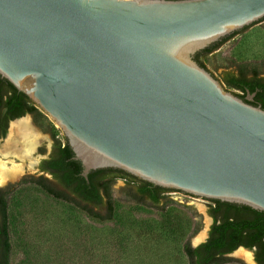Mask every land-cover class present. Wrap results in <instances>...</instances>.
I'll return each instance as SVG.
<instances>
[{
    "label": "water",
    "instance_id": "95a60500",
    "mask_svg": "<svg viewBox=\"0 0 264 264\" xmlns=\"http://www.w3.org/2000/svg\"><path fill=\"white\" fill-rule=\"evenodd\" d=\"M263 19L264 0H0V77L60 129L86 181L119 170L264 213V110L205 69Z\"/></svg>",
    "mask_w": 264,
    "mask_h": 264
},
{
    "label": "rangeland",
    "instance_id": "374dc122",
    "mask_svg": "<svg viewBox=\"0 0 264 264\" xmlns=\"http://www.w3.org/2000/svg\"><path fill=\"white\" fill-rule=\"evenodd\" d=\"M230 65L254 67L264 75V26L243 37L239 34L205 69L220 82L221 73ZM41 114L38 121L31 115L24 118L43 136L38 147L44 144L48 148L54 139L64 143L60 129ZM38 159L35 149L21 164L12 165L11 158L5 161L18 171L22 168L16 179L0 184L2 190L19 184L9 198L14 264H187L183 243L206 238L211 225L207 200L165 193L172 201L166 210L184 229L180 240H175L162 229L159 211L129 201L122 192L125 181L117 180L111 188L114 222L98 225L71 205L44 195L34 186L20 184L25 178L38 176L34 164ZM242 252L227 255L226 264H253L251 254L245 252L246 259L240 256Z\"/></svg>",
    "mask_w": 264,
    "mask_h": 264
},
{
    "label": "trees",
    "instance_id": "16d2710c",
    "mask_svg": "<svg viewBox=\"0 0 264 264\" xmlns=\"http://www.w3.org/2000/svg\"><path fill=\"white\" fill-rule=\"evenodd\" d=\"M261 22H264V19L258 23ZM249 27L196 53L193 57L194 61L205 68V57ZM260 74L259 70L254 67L230 65L221 73L220 82L228 88L240 91L242 94H233L241 99H244L247 91L255 92L254 100L257 102L255 106L261 103V109L264 110V77H259ZM250 104L254 106V103ZM24 115L33 116L35 121L43 117L24 94L18 92L9 82L0 77V139L5 136L9 122ZM55 141L60 149L61 164H47L43 167L52 173L53 182L42 177H29L23 179L21 185L34 186L44 195L71 205L88 220L102 225L114 222L115 206L111 188L116 180L122 179L125 181L122 188L125 197L140 206L158 210L164 232L173 239L180 240L184 229L179 220L166 210L167 205L172 203L165 195L169 191L113 169L91 171L86 181L81 177V165L73 160V153L66 139L64 138V143L56 139ZM18 185H10L4 190L0 189V264H14L9 198L13 188ZM210 202L207 213L212 218V224L208 238L196 248H193L189 241H185L182 245L187 264H226L229 262L227 255L239 247L253 250L255 262L264 264V213L242 205L219 201ZM197 229L198 226L195 231Z\"/></svg>",
    "mask_w": 264,
    "mask_h": 264
},
{
    "label": "bare ground",
    "instance_id": "6f19581e",
    "mask_svg": "<svg viewBox=\"0 0 264 264\" xmlns=\"http://www.w3.org/2000/svg\"><path fill=\"white\" fill-rule=\"evenodd\" d=\"M40 137V133L31 126L28 119H22L11 124L9 133L0 146V184L16 179V175H18L16 167H9V162L5 161L9 158H23L22 160H25L26 156H30L32 153ZM244 253L239 254L247 259L249 256Z\"/></svg>",
    "mask_w": 264,
    "mask_h": 264
},
{
    "label": "flooded vegetation",
    "instance_id": "af4514ba",
    "mask_svg": "<svg viewBox=\"0 0 264 264\" xmlns=\"http://www.w3.org/2000/svg\"><path fill=\"white\" fill-rule=\"evenodd\" d=\"M259 77H264V75L263 74H260L259 75ZM231 89V88H230ZM233 90H235V89H233ZM235 91H237L238 93L237 94H242L240 91H238V90H235ZM247 96H252V100H251V102L250 103H254L253 105L255 106V103H257V102H255V100H254V97H255V92H253V93H249V91H247L246 92V95H245V97H247ZM244 97V98H245ZM244 100V99H243ZM261 106H262V104L261 103H259L258 105H256L255 107H260L261 108ZM33 117V116H32ZM22 120V119H21ZM29 120V119H28ZM30 122V121H29ZM10 123V122H9ZM30 124H31V122H30ZM9 125V124H8ZM31 126H32V124H31ZM33 127V126H32ZM34 128V127H33ZM7 129H8V127H7ZM35 129V128H34ZM9 130H10V128H9ZM37 132H39L37 129H35ZM9 132V131H8ZM6 133H7V131H6ZM40 133V132H39ZM6 135V134H5ZM41 135V134H40ZM2 139V138H1ZM0 139V140H1ZM6 139V138H5ZM42 139H43V136L41 135V137L39 138V140L37 141V144L35 145V147H34V149H33V151H32V153L30 154V156H32L33 155V153H34V151H35V149H36V152H37V155H38V157H39V159H38V161L36 162V163H34V164H37V166H36V169H37V177H33V178H40V177H42V178H44V179H46V175L49 177V179L48 180H51L52 182H53V176H52V173L51 172H48V171H46L45 169H43V167H46L47 166V164H61V160H60V158H61V153H60V149L57 147V143H56V141H55V139H54V137H53V139L54 140H51V142H50V145H49V147L48 148H46V146H44V144L42 145V146H39L38 147V145H39V143L42 141ZM30 156L28 155V156H26V159H28V158H30ZM25 161H27V160H25ZM17 162H20L19 164H21V163H23L24 161L20 158H13V163L12 164H17ZM8 164H10V163H8ZM31 164V163H30ZM21 170H22V168L21 169H19V171L17 170V174L18 175H20V173H21ZM118 180H122V179H118ZM117 181V180H116ZM207 212H208V210H207ZM211 219V224H212V218H210ZM211 226V225H210ZM209 231H210V228H209V230H208V235H209ZM208 238V237H207Z\"/></svg>",
    "mask_w": 264,
    "mask_h": 264
}]
</instances>
